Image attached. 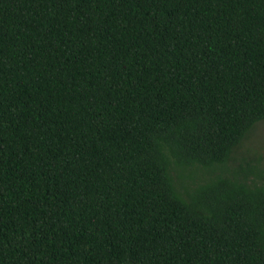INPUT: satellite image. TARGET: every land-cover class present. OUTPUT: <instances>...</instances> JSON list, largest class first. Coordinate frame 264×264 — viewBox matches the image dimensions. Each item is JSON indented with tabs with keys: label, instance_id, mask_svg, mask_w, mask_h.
<instances>
[{
	"label": "trees",
	"instance_id": "16d2710c",
	"mask_svg": "<svg viewBox=\"0 0 264 264\" xmlns=\"http://www.w3.org/2000/svg\"><path fill=\"white\" fill-rule=\"evenodd\" d=\"M263 120L264 0H0V264H264Z\"/></svg>",
	"mask_w": 264,
	"mask_h": 264
},
{
	"label": "rangeland",
	"instance_id": "374dc122",
	"mask_svg": "<svg viewBox=\"0 0 264 264\" xmlns=\"http://www.w3.org/2000/svg\"><path fill=\"white\" fill-rule=\"evenodd\" d=\"M235 157L237 160H234V163L239 160L243 162V160L251 161L253 158H259L260 167H264V120L258 123L242 141L236 150Z\"/></svg>",
	"mask_w": 264,
	"mask_h": 264
}]
</instances>
